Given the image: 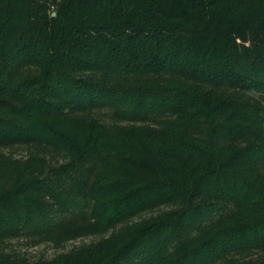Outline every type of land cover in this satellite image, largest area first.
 <instances>
[{
    "label": "trees",
    "instance_id": "1",
    "mask_svg": "<svg viewBox=\"0 0 264 264\" xmlns=\"http://www.w3.org/2000/svg\"><path fill=\"white\" fill-rule=\"evenodd\" d=\"M0 213L92 237L0 264H264V0H0Z\"/></svg>",
    "mask_w": 264,
    "mask_h": 264
},
{
    "label": "rangeland",
    "instance_id": "2",
    "mask_svg": "<svg viewBox=\"0 0 264 264\" xmlns=\"http://www.w3.org/2000/svg\"><path fill=\"white\" fill-rule=\"evenodd\" d=\"M53 12V8H50L48 13ZM0 216H4L0 213ZM23 225L18 227L19 230ZM30 231V229H28ZM5 234L0 237V254L9 253L12 250H16L21 252L24 256L29 258H37V257H49L56 252L69 249L71 246L78 244L81 241H87L91 239V235H76L73 238H67L62 241L59 245L52 244L51 241H47L45 239H39L33 236V232H17ZM33 233V234H30Z\"/></svg>",
    "mask_w": 264,
    "mask_h": 264
}]
</instances>
